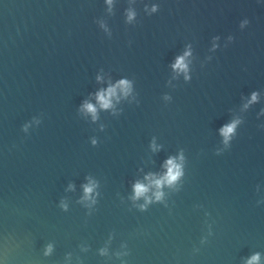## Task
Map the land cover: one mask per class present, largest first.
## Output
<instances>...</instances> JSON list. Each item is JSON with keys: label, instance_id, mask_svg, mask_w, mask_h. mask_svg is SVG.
Returning <instances> with one entry per match:
<instances>
[{"label": "water", "instance_id": "obj_1", "mask_svg": "<svg viewBox=\"0 0 264 264\" xmlns=\"http://www.w3.org/2000/svg\"><path fill=\"white\" fill-rule=\"evenodd\" d=\"M122 79L130 93L101 107ZM170 157L178 181L133 200ZM256 253L264 264V0H0V264Z\"/></svg>", "mask_w": 264, "mask_h": 264}, {"label": "clouds", "instance_id": "obj_2", "mask_svg": "<svg viewBox=\"0 0 264 264\" xmlns=\"http://www.w3.org/2000/svg\"><path fill=\"white\" fill-rule=\"evenodd\" d=\"M108 3L111 4V0H108ZM156 10V6H153L152 11ZM135 13L132 12L131 10L128 12V19L129 21L134 17ZM246 23V21H245ZM218 39V38H216ZM231 39V37L229 38ZM215 47V45H214ZM190 55L189 51H186L184 53V55L182 56H178L176 58L175 63L172 65L173 69L177 72H185L187 73L188 71V65L186 63V57ZM187 78V76H186ZM99 79V77H98ZM119 89V91L127 96L130 91H131V82L126 80V79H122L120 81H118L115 85H110L106 90H101L100 92H98L96 94L97 96V100L100 103V106L107 109L109 107L112 106V98L116 97L117 99L119 97H117V90ZM167 98V97H166ZM257 93L253 92L252 96H251V100L249 101V103L254 102L257 100ZM245 107H247V105H245ZM82 110L87 112V113H91L93 120L96 119V107L95 105H93L90 102L85 101L82 105ZM35 119V118H34ZM37 123H39V121H36ZM240 121L237 120H233L231 123L229 124H225L224 126H222L220 128V133L224 138V143L225 145H227L228 141L231 139V136L234 134L235 128L237 126V124ZM28 125L26 124L24 126V130H27ZM93 143H95V141H93ZM153 147L155 148V145H153ZM179 159L182 161L183 160V156L181 154V156L179 157ZM164 167L167 169V171L160 177H155L154 174H148V176L145 177V179L148 181L147 184L141 182V181H137L134 185H133V191H134V195L132 197L133 200L139 199L140 197H144L146 203L151 202V200L154 198L155 200H161L163 198V192L161 191L162 187L164 185H168V186H172L174 185L178 179L181 177L182 173V165L181 163L177 162V158L175 157H170L166 162ZM69 187L71 188L72 185H69ZM96 187V183L94 181H92L89 178V183L83 185L84 188V196L83 199L84 200H89L92 199V193L94 191ZM155 189V191L152 193V196H149L148 193L151 189ZM94 202V201H93ZM146 205H141V208H144ZM62 207H67L66 204L62 203ZM48 251H51V245L48 246ZM259 253H256L254 255H252L248 261L247 264H258L259 261Z\"/></svg>", "mask_w": 264, "mask_h": 264}]
</instances>
